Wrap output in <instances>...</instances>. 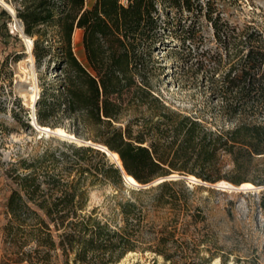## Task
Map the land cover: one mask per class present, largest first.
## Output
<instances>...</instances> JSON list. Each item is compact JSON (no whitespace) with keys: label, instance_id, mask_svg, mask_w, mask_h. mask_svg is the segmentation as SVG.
<instances>
[{"label":"trees","instance_id":"trees-1","mask_svg":"<svg viewBox=\"0 0 264 264\" xmlns=\"http://www.w3.org/2000/svg\"><path fill=\"white\" fill-rule=\"evenodd\" d=\"M197 2L194 10L191 0H18L36 68L58 70L38 93L36 122L54 130L68 120L73 134L94 146L69 144L71 155L45 153L20 162L26 173L12 178L17 189L6 204L5 230L16 257L2 264H44L56 249L71 264H118L130 253L152 255L150 264H228L184 179L132 187L106 215L86 209L89 189L109 185L117 199L124 185L121 169L96 145L116 153L139 185L173 172L237 185L248 172L264 174V33L220 23L209 1ZM161 4L205 11L224 51L209 61L211 94L227 126L210 128L174 111L154 113L165 109L150 88L148 68L152 48L170 30L160 18ZM0 16L10 20L6 11ZM76 30L82 32V61L72 46ZM130 111L139 116L117 126ZM31 242L35 249L25 252ZM33 253L43 256L34 261Z\"/></svg>","mask_w":264,"mask_h":264},{"label":"rangeland","instance_id":"rangeland-1","mask_svg":"<svg viewBox=\"0 0 264 264\" xmlns=\"http://www.w3.org/2000/svg\"><path fill=\"white\" fill-rule=\"evenodd\" d=\"M198 1L204 5L209 1L211 16L213 19L218 18L220 23L228 22L240 28L248 25L264 33V0ZM191 2L192 8L196 10L197 0ZM5 4L15 15L10 12L12 16L8 14L9 21L0 16V264L7 260L10 263L16 257L17 250L11 243L13 237L5 230L10 220L6 204L11 192L17 189L12 178L26 173L20 162L36 161L45 153L56 157L61 153L71 155L69 144L94 146L93 143H86L90 141L75 136L68 120L60 124V128L66 132L65 136L40 131L32 124L38 107L36 105L35 110L29 108L31 94L35 91L37 101L42 84L52 79L58 70L53 71L45 66L37 69L35 64L30 67L26 43L17 28L21 23L16 12L18 0H0V10H8ZM159 10L161 20L167 22L170 30L165 31V36L158 39L162 42L152 48L148 63L150 88L165 107L162 110L155 108L154 113L174 111L202 121L210 128L227 126L228 123L219 110L220 104L211 94L214 72L209 61L224 51L214 37L212 26L204 15L205 11L203 14L178 11L162 4L159 5ZM188 37L191 40H186ZM81 38L82 32L76 30L72 46L80 61L84 60ZM25 71L27 72L24 73ZM25 86H32L34 91H23ZM138 116V113L130 111L117 126H125ZM109 160L113 163L110 158ZM90 161L93 163L96 159L92 156ZM191 176L173 172L168 177H174L172 180L184 179L186 186L194 190L190 200L203 208L208 230L213 233L221 254L228 256V264H264V208L260 207L264 194V174L251 171L243 176L240 181L253 182L252 188H243L241 184L227 180L210 184L194 176L195 179H192ZM132 187L134 186L124 182L117 199H111L115 191L109 185L89 189L87 211L97 207L102 215L110 213L115 201L126 198L127 191ZM197 187L202 188L197 190ZM21 236L19 234L18 237L22 238ZM29 244L25 247V252L35 249L33 242ZM49 255V261L44 264H71L65 261L59 249L51 251ZM42 256L43 254H32L34 261ZM151 259L152 255L148 253H130L118 264H150ZM212 264H220V260L215 259Z\"/></svg>","mask_w":264,"mask_h":264},{"label":"bare ground","instance_id":"bare-ground-1","mask_svg":"<svg viewBox=\"0 0 264 264\" xmlns=\"http://www.w3.org/2000/svg\"><path fill=\"white\" fill-rule=\"evenodd\" d=\"M5 6L7 7V9L9 10V12H11L12 13V15H15L14 14V11L11 9V8H9L6 4H5ZM19 30H20V32H21V28H22V25H21V23H19V25H18V27H17ZM21 34H22V32H21ZM22 37H23V39L25 40V43H26V48H27V51H26V53H27V55H28V58H27V61H28V63L30 64V67L31 66H33L34 65V57H33V55H32V48H33V41H32V39H29V38H27L26 36H24L23 34L21 35ZM28 70V69H27ZM32 71V70H31ZM27 71H25L24 73H26ZM28 74H30V73H28ZM27 78V77H26ZM29 80V79H28ZM31 80V79H30ZM35 80V79H34ZM33 82V81H32ZM27 84V83H26ZM23 88V86L21 87V89ZM28 91V90H31V91H34V88L32 87V86H25L24 87V89H23V91ZM29 92V91H28ZM35 92V91H34ZM32 93L31 94V98H30V102H29V108L30 109H34L35 107H36V97L37 96H35V93ZM23 94V93H22ZM35 110V109H34ZM33 125H34V127L35 128H37L38 130H40V131H43V132H46V133H54L55 135H60V136H65L66 135V132L64 131V130H62V129H54V130H52V129H50V128H48V127H44V126H40L39 124H37L36 123V121H35V117H34V121H33V123H32ZM53 131V132H52ZM70 137V136H69ZM73 139V138H72ZM87 144H91V142H86ZM98 148L100 149V150H102V151H106V147H104V146H98ZM108 152V154H109V157H110V159H111V161H113V162H115L117 165H121V162H120V159H119V157H118V155L116 154V153H110L109 151H107ZM190 178H192V179H195L193 176H191ZM127 179H128V182L132 185V184H137L136 183V181L132 178V177H130V176H128L127 177ZM241 186L243 187V188H252V187H254L251 183H242L241 184Z\"/></svg>","mask_w":264,"mask_h":264},{"label":"water","instance_id":"water-1","mask_svg":"<svg viewBox=\"0 0 264 264\" xmlns=\"http://www.w3.org/2000/svg\"><path fill=\"white\" fill-rule=\"evenodd\" d=\"M5 11L10 15V16H12L11 15V13L8 11V10H6L5 9ZM21 25H22V28H21V32H22V34L24 35V36H26L25 35V33H24V27H23V23L21 22ZM52 134H54V133H52ZM102 151V150H101ZM107 151H109L107 148H106V151H102L103 153H105V155L107 156V157H109V154H108V152ZM110 152V151H109ZM111 153V152H110ZM110 158V157H109ZM115 165H117L115 162H113ZM120 169H121V171L123 172V180H124V182L125 183H127V184H129V185H131L129 182H128V179H127V177H128V175L127 174H125V172H124V170H123V168H122V165H117ZM174 177H166V178H161V179H158V180H156V181H154V182H152V183H150V184H147V185H139V184H132L131 186H134V187H137V188H147V187H149V186H151L152 184H154V183H158V182H162V181H166V180H172Z\"/></svg>","mask_w":264,"mask_h":264}]
</instances>
